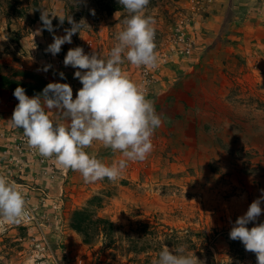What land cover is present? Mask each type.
Masks as SVG:
<instances>
[{"label":"rangeland","instance_id":"obj_1","mask_svg":"<svg viewBox=\"0 0 264 264\" xmlns=\"http://www.w3.org/2000/svg\"><path fill=\"white\" fill-rule=\"evenodd\" d=\"M42 11L57 16L54 33L42 30ZM146 14L158 66L122 69L161 118L152 152L116 182L86 184L59 167L24 181L5 174L30 197L35 220L0 231V264H154L164 245H184L204 264H257L229 233L264 193V0H150ZM127 15L118 0H0V130L23 132L10 122L17 86L32 97L68 83L75 99L82 84L63 64L67 51L107 59ZM69 16L89 27L53 57L45 50L71 28ZM86 151L106 165L123 159L101 142ZM258 223L264 211L247 227Z\"/></svg>","mask_w":264,"mask_h":264},{"label":"clouds","instance_id":"obj_2","mask_svg":"<svg viewBox=\"0 0 264 264\" xmlns=\"http://www.w3.org/2000/svg\"><path fill=\"white\" fill-rule=\"evenodd\" d=\"M118 3L128 15L107 59L95 52L86 54L79 46L66 53L64 66L77 69L74 78L82 84L75 99L68 83H49L32 97L20 86L13 92L18 104L11 125L23 130L31 149L53 160L62 170L79 172L86 184L105 178L116 182L128 162L145 160L153 150L152 136L162 123L144 86L133 81L122 69L125 62L149 70L158 66L155 21L146 14L150 0H118ZM51 17L42 11V30L54 33ZM67 19L71 28L65 29L64 36L53 35V42L45 50L53 57L60 53L62 45L72 43L74 34L89 27L84 20L77 23L70 16ZM59 20L63 24L65 18L59 17ZM51 67L49 64L43 70L46 72ZM59 75L65 78L63 72ZM45 109L62 110L68 122H55ZM94 142L121 153L123 159L111 165L104 164L86 151ZM262 202L264 193L236 219L229 233L230 239L241 241L246 251L256 255L257 264H264V223L251 228L247 225L261 216ZM30 215L22 187L0 174V231ZM154 264H204V261L184 245L172 249L164 245Z\"/></svg>","mask_w":264,"mask_h":264},{"label":"built area","instance_id":"obj_3","mask_svg":"<svg viewBox=\"0 0 264 264\" xmlns=\"http://www.w3.org/2000/svg\"><path fill=\"white\" fill-rule=\"evenodd\" d=\"M56 167L53 160L43 158L28 146L23 132L10 129L0 130V174L14 175L24 181L31 172L35 177L47 178L46 176L53 175ZM24 194L31 215L18 224H30L35 220V212L30 197L26 192Z\"/></svg>","mask_w":264,"mask_h":264},{"label":"trees","instance_id":"obj_4","mask_svg":"<svg viewBox=\"0 0 264 264\" xmlns=\"http://www.w3.org/2000/svg\"><path fill=\"white\" fill-rule=\"evenodd\" d=\"M2 79H3V78H2ZM4 80H5V79H3V81H4ZM4 83L9 84L10 82H8L7 80H5ZM41 85H43V83H41ZM43 89H44V87H42V88H38V90H35V88H34L33 90H31V92L34 93V94H39V93L42 92Z\"/></svg>","mask_w":264,"mask_h":264}]
</instances>
